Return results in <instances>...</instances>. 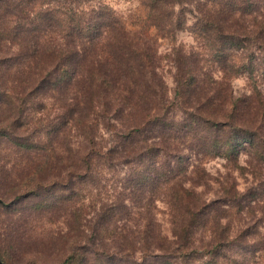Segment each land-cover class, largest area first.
<instances>
[{
  "label": "trees",
  "instance_id": "trees-1",
  "mask_svg": "<svg viewBox=\"0 0 264 264\" xmlns=\"http://www.w3.org/2000/svg\"><path fill=\"white\" fill-rule=\"evenodd\" d=\"M140 3L144 16L122 15L105 0H0V46L18 45L16 60L26 56L34 80L31 92L58 94L53 99L65 107L50 134L57 137L73 123L85 142L75 173L62 177L57 138L47 144L13 139L41 152L30 154L28 178L13 182L12 205L0 198L7 211L22 205L0 222L5 263L17 264L22 250L32 257L30 264H44L50 250L69 252L56 264H243L233 255L222 258L231 240L222 223L227 216L220 214L226 210L187 187L183 151L204 163L223 158L242 174L248 171L240 163L246 153L264 170L263 130L237 119L253 101L231 92L232 81L242 75L256 93L264 81V0H196L200 16L193 25L187 5L195 0ZM183 31L192 33L197 49L178 43ZM162 40L171 44L168 56L176 68L172 99L158 73ZM12 58L0 57V69L10 64L12 70ZM3 96L12 104L1 90ZM105 127L118 133L114 147L99 143ZM1 138L12 139L8 127H0ZM173 153L175 164L167 158ZM116 159L134 165L122 189L104 199L101 190L107 187L101 184ZM223 190L224 203L241 206L236 186L226 183ZM144 195L150 203L133 213L130 202ZM159 197L170 208L172 237L161 224H151L152 202ZM41 215L49 221L63 216L66 231L42 226ZM200 229L211 234L208 240L198 239ZM152 256L157 261H148Z\"/></svg>",
  "mask_w": 264,
  "mask_h": 264
},
{
  "label": "rangeland",
  "instance_id": "rangeland-1",
  "mask_svg": "<svg viewBox=\"0 0 264 264\" xmlns=\"http://www.w3.org/2000/svg\"><path fill=\"white\" fill-rule=\"evenodd\" d=\"M105 1L122 15H145V9L142 7L140 0ZM196 5V0L195 4L187 5L189 25H193L197 17L200 16ZM177 39L178 43L185 45L187 50L197 49V43L191 32H179ZM171 49L172 46L169 41H161L160 55L162 59L160 60L158 73L168 87V97L172 99L176 88L174 79L176 68L171 57L168 56L172 53ZM19 50L18 45H12L11 43L0 46V57H13L12 70L10 64L0 69V73H2L0 74V91L7 92L12 96V104L5 96L0 99V127H8L12 133V139H0V198L7 205H12V200L17 195L15 190L12 191L13 182L21 178L24 180L28 178L30 154L34 157L41 152L37 149L29 151L27 148L19 146L13 139H23L34 144L36 142L47 144L50 139L57 138L54 145L58 147L57 152L59 158L63 161L62 163L65 162L60 171L62 177L71 175L72 172L75 173L78 167L77 159L85 143L73 123H70L67 128L62 127L61 131L57 133V137L55 133L50 134L53 125L60 123L65 107H62L60 101L53 99V97H58V94H52V97L42 92H31L34 80L30 74L29 62L26 56L16 60ZM222 76L220 72L215 74L217 79H221ZM258 89L259 92L256 93L247 75H242L232 81L231 92L234 98L246 97L253 101L252 107L240 108L238 121L247 126L259 129L261 127V130H263L262 135H264L263 80L258 83ZM115 132L110 127L101 129L102 136L99 135L98 139L101 146L114 147L118 141V133ZM174 155V153L168 155L167 158L175 164L178 159ZM183 155L187 169V187L194 188L200 194L203 202L228 211V213L226 211L220 212V214L227 216L226 219L222 220V223L229 227L231 238L230 241H227L229 244L222 247L224 261H226V257L233 255L243 264H264V170L257 166L255 162L251 164V158L246 153H242L240 157L241 165L248 167L245 174H242L239 170H232L223 158L208 160L204 163L199 156L195 155V152L184 150ZM35 160L41 163L46 161L40 157ZM133 165V162L126 164L124 160L120 159L114 161V172H106L101 184L103 187H107V189L101 190L104 199L110 200L117 191L122 189L125 183L124 180L128 178L130 168ZM29 172L31 171L29 170ZM47 176L52 177L49 174ZM46 177L45 181H47ZM226 183L236 186L243 195L240 199L241 206L232 209L230 205L224 203L226 196L224 195L223 185ZM147 198L148 196L144 195L141 201L130 202L133 213L135 210L143 209L144 205L147 206L150 203ZM98 201L102 202L103 200ZM90 202V200H87V204H90ZM152 204H154V222L151 223L152 226H155V223L161 224L165 235L171 236L173 226L168 204L160 197L157 200L154 199ZM21 207L22 205L9 207L8 211L21 210ZM8 211L5 207L0 206V222L6 219L8 215L6 212L8 213ZM49 217L41 215L37 220H40L39 223L42 226L44 225L52 231H60L61 229L66 231L63 216L56 215L50 221ZM91 217H93V212L88 213V221L92 220ZM210 235L204 229L197 232L198 239L205 241L210 238ZM63 253L67 255L69 252L53 253L50 250H45L43 254L45 259L42 262L44 264H56ZM16 255H18L17 264H30L32 260V257L22 250ZM139 256H141L140 253L137 254V257ZM156 258L155 256L147 257L148 261L152 262L157 261ZM159 259L167 260L165 258Z\"/></svg>",
  "mask_w": 264,
  "mask_h": 264
},
{
  "label": "water",
  "instance_id": "water-1",
  "mask_svg": "<svg viewBox=\"0 0 264 264\" xmlns=\"http://www.w3.org/2000/svg\"><path fill=\"white\" fill-rule=\"evenodd\" d=\"M0 203H2V200L0 199ZM0 264H7L5 263L2 259H1V256H0Z\"/></svg>",
  "mask_w": 264,
  "mask_h": 264
}]
</instances>
